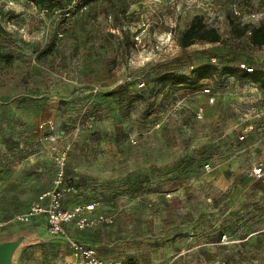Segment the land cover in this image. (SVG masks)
Segmentation results:
<instances>
[{
  "label": "rangeland",
  "instance_id": "obj_1",
  "mask_svg": "<svg viewBox=\"0 0 264 264\" xmlns=\"http://www.w3.org/2000/svg\"><path fill=\"white\" fill-rule=\"evenodd\" d=\"M68 1L0 0V220L52 187L67 149L72 196L114 220L98 224L118 226L110 241L125 239L132 218L128 264L150 260L143 244L155 236L189 252L176 264H264V176H252L264 162L262 88L243 76H211L197 88L157 79L210 61L264 68L251 35L235 33L264 22V0H91L68 18L55 13ZM196 17L220 41L182 47ZM61 244L30 245L16 264L63 261Z\"/></svg>",
  "mask_w": 264,
  "mask_h": 264
},
{
  "label": "built area",
  "instance_id": "obj_2",
  "mask_svg": "<svg viewBox=\"0 0 264 264\" xmlns=\"http://www.w3.org/2000/svg\"><path fill=\"white\" fill-rule=\"evenodd\" d=\"M87 1L89 2L90 0H69L64 9L56 10L55 13L62 15L64 18H68L76 8ZM49 10L50 9H45L44 12L48 13ZM233 12L236 17H243V11L240 8L235 7ZM250 16L256 17V14L253 13ZM248 35H252L251 32H248ZM259 49L264 53V45ZM212 60L214 62L216 61L215 59ZM238 66L248 74L255 71V66L250 65L247 62H240ZM143 85L144 84H141V86ZM262 91L264 93V88H262ZM204 93L209 95L211 100H214L212 87L206 86L204 88ZM198 117L203 118L202 112H198ZM252 130L253 127L248 126L240 138L243 140L246 135L252 132ZM133 142L135 143L136 141L133 140ZM67 158L68 151L67 149H64L56 157V172L52 187L38 194L26 211L15 214L12 219L0 220V231L5 229L9 223L24 225L31 223L37 217H43L45 229L49 235L60 238L66 237V227L70 224L74 225L78 230H85L86 228L96 226L99 223L112 224L114 222L112 218L101 213L93 215L97 207L96 203H80L69 199L72 194L76 193L77 188L67 179ZM205 168L210 170V164H206ZM252 176L256 179H260L264 176V162H261L258 166L253 168ZM226 239V235L222 236V241H225ZM69 243L73 255L75 256V260L73 262L56 261L54 264H107L101 257H99L94 248L87 247L74 240H71Z\"/></svg>",
  "mask_w": 264,
  "mask_h": 264
},
{
  "label": "trees",
  "instance_id": "obj_3",
  "mask_svg": "<svg viewBox=\"0 0 264 264\" xmlns=\"http://www.w3.org/2000/svg\"><path fill=\"white\" fill-rule=\"evenodd\" d=\"M40 6L41 8H53L56 6L58 0H28ZM91 1V0H90ZM85 2L84 4H87ZM83 4V5H84ZM248 32H251L250 37V46L254 48H261L264 45V22L258 26H255L251 23H245L242 25H237L235 28V33L237 36H246ZM196 41H207V42H218L220 41V35L218 31L210 27L204 22L201 17H196L190 24L188 30L181 37V46L184 48L189 47L194 44ZM243 62V61H242ZM250 65H254V61L248 62ZM255 66V65H254ZM214 76L217 79H223L228 77H239L243 76L244 78L250 80L256 85L264 88V68H259L255 66V71L251 74L246 73L238 64H232L231 62H221L213 63L207 62L200 64L196 67H193L189 74H181L179 72L170 71L166 74L158 76V81L163 87L168 85L171 86H186L188 88H197L199 83L208 78ZM129 104L133 102V97L125 98ZM76 188L78 187L73 181L68 180Z\"/></svg>",
  "mask_w": 264,
  "mask_h": 264
},
{
  "label": "crops",
  "instance_id": "obj_4",
  "mask_svg": "<svg viewBox=\"0 0 264 264\" xmlns=\"http://www.w3.org/2000/svg\"><path fill=\"white\" fill-rule=\"evenodd\" d=\"M41 192H39V194ZM69 199H72L74 202H78L73 196H70ZM97 207L93 215L100 214L97 211ZM137 224L141 226L140 222H138ZM29 225L32 226L40 225L45 229L43 217L35 218L31 223H29ZM132 225H133L132 218H128L125 220V226H126V230H125L126 232L124 231L125 239L124 240L122 239L123 241L121 240L118 244L116 241H110V236L112 234L116 235L117 237H121V234L118 231V226L116 225L115 226L96 225L90 228H86L85 230H78L74 225L70 224L66 227V237H60L58 238V240H56L62 243L60 248L61 253L59 257L63 261H68V262H73L75 260V256L73 255L69 243L71 240H74L84 244L87 247L94 248L97 251L99 257H101L107 264H128L126 262V259H131V258L130 257L127 258V256L133 253V248H134L133 247L134 244L132 242H129L132 241L129 237V234L132 231ZM155 237L157 241L154 238V240L151 242H145L144 244L140 243L148 248L150 254L149 256L150 260L146 259L148 261H144L141 264H176L174 263L175 260L189 253L186 250L185 252L183 251L179 253L176 249V247H178V243H171V244H167L165 247H162L161 237L160 236H159L160 238L158 236ZM194 243L195 241H192V244ZM67 247L69 249H67ZM191 248L197 249L198 246L193 247L191 245L190 250Z\"/></svg>",
  "mask_w": 264,
  "mask_h": 264
},
{
  "label": "water",
  "instance_id": "obj_5",
  "mask_svg": "<svg viewBox=\"0 0 264 264\" xmlns=\"http://www.w3.org/2000/svg\"><path fill=\"white\" fill-rule=\"evenodd\" d=\"M58 240L40 225L24 224L0 234V264H16L19 252L33 244Z\"/></svg>",
  "mask_w": 264,
  "mask_h": 264
}]
</instances>
